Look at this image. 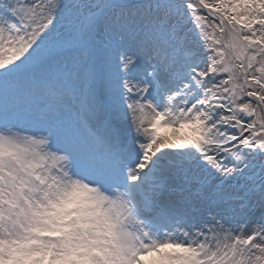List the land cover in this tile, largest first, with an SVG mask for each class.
Listing matches in <instances>:
<instances>
[{"label": "snow or ice", "instance_id": "obj_1", "mask_svg": "<svg viewBox=\"0 0 264 264\" xmlns=\"http://www.w3.org/2000/svg\"><path fill=\"white\" fill-rule=\"evenodd\" d=\"M0 264H264V0H0Z\"/></svg>", "mask_w": 264, "mask_h": 264}]
</instances>
